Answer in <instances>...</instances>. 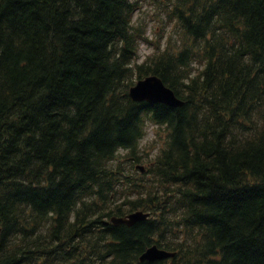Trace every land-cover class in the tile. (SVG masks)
<instances>
[{"label": "trees", "instance_id": "1", "mask_svg": "<svg viewBox=\"0 0 264 264\" xmlns=\"http://www.w3.org/2000/svg\"><path fill=\"white\" fill-rule=\"evenodd\" d=\"M143 1L0 0V264H264V0H169L141 60ZM150 74L185 104L133 101Z\"/></svg>", "mask_w": 264, "mask_h": 264}, {"label": "rangeland", "instance_id": "2", "mask_svg": "<svg viewBox=\"0 0 264 264\" xmlns=\"http://www.w3.org/2000/svg\"><path fill=\"white\" fill-rule=\"evenodd\" d=\"M169 0H145L143 1L142 10L136 15L137 20L141 18L145 27L147 40L140 45V59L143 60L150 52L153 51L157 41L164 42L166 37L172 32L174 38L178 37L176 29H173L168 13ZM172 20V19H171ZM146 135L140 144V151L144 152L148 158H152L155 154V138L158 136L159 127L153 123H149L145 128Z\"/></svg>", "mask_w": 264, "mask_h": 264}, {"label": "water", "instance_id": "3", "mask_svg": "<svg viewBox=\"0 0 264 264\" xmlns=\"http://www.w3.org/2000/svg\"><path fill=\"white\" fill-rule=\"evenodd\" d=\"M130 96L135 101H148L151 103H165L173 107L183 106L185 101L180 99L173 89L168 87L158 75H150L140 79L130 89ZM144 170V167L141 166ZM149 214L136 211L121 217H112L115 224L134 225L140 220L146 219ZM175 252L161 249L158 245L149 247L141 256V260H157L175 256ZM172 264V263H169Z\"/></svg>", "mask_w": 264, "mask_h": 264}, {"label": "bare ground", "instance_id": "4", "mask_svg": "<svg viewBox=\"0 0 264 264\" xmlns=\"http://www.w3.org/2000/svg\"><path fill=\"white\" fill-rule=\"evenodd\" d=\"M50 1V0H49ZM59 1V0H58ZM64 2V1H63ZM68 2H69V0H68ZM55 7V6H54ZM67 8V7H66ZM39 10V9H38ZM61 12V11H60ZM67 12V11H66ZM76 13V12H75ZM78 14V13H77ZM65 15V14H64ZM84 18V17H83ZM117 26V25H116ZM14 32V31H13ZM109 33V32H108ZM1 35V34H0ZM48 35V34H47ZM52 36V35H51ZM23 37V36H22ZM45 37H47V36H45ZM27 66V65H26ZM17 68V67H16ZM11 71V70H10ZM1 79V78H0ZM10 84V83H9ZM8 84V85H9ZM6 94V93H5ZM196 113H197V111H196ZM200 113V112H199ZM196 115V114H195ZM195 117V116H194ZM197 117V116H196ZM195 122V121H194ZM197 124V123H196ZM200 124V123H199ZM209 128V127H208ZM16 129V128H15ZM244 130V129H243ZM229 131V130H228ZM9 132V131H8ZM1 133V132H0ZM218 133V132H217ZM4 135V134H3ZM198 135V134H197ZM234 135V134H233ZM1 138V137H0ZM1 140V139H0ZM190 140V139H189ZM2 142V141H1ZM7 142V141H6ZM4 143V142H3ZM97 171V170H96ZM94 174V173H93ZM61 176V175H60ZM56 178V177H55ZM78 229V228H77ZM76 230V229H75ZM75 233V232H74ZM71 235V234H70Z\"/></svg>", "mask_w": 264, "mask_h": 264}]
</instances>
